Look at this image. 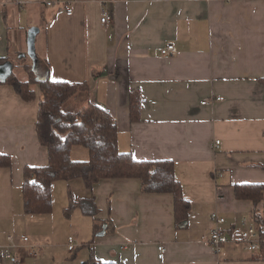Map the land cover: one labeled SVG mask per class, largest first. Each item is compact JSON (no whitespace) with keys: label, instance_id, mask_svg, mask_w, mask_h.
<instances>
[{"label":"crops","instance_id":"crops-1","mask_svg":"<svg viewBox=\"0 0 264 264\" xmlns=\"http://www.w3.org/2000/svg\"><path fill=\"white\" fill-rule=\"evenodd\" d=\"M46 1L0 0V59L26 81L22 23L39 28V78L86 82L89 92L68 110L94 102L116 119L121 152L173 162L190 212L178 223L174 195L143 193L138 179H109L92 193L82 180L55 182L52 212L28 214L24 170L49 163L36 131L41 91L33 85L37 98L27 102L0 82V155L12 159L0 168V264H264L263 247L228 244L216 255L209 243L213 214L225 219L224 230L253 225L264 235V201L256 207L235 195L238 185H264V0H72V16L66 0ZM168 45L177 53L162 55ZM133 92L142 101L136 123ZM72 159L87 161L89 153L74 149ZM92 195L96 217L80 208L66 216L71 199ZM72 235L75 251L66 243Z\"/></svg>","mask_w":264,"mask_h":264},{"label":"trees","instance_id":"trees-1","mask_svg":"<svg viewBox=\"0 0 264 264\" xmlns=\"http://www.w3.org/2000/svg\"><path fill=\"white\" fill-rule=\"evenodd\" d=\"M8 60L0 59V62ZM24 68L28 74L26 81L12 74L3 84L14 87L17 94L27 102L36 100L37 94L32 86L39 85L41 98L36 131L40 143L49 153L47 166L26 167L24 170L23 198L28 214L45 215L52 212V187L58 181L82 180L92 193L94 186L103 180L138 179L143 193L174 195L176 221L183 223L188 219L190 203L186 201L183 187L176 179L173 162L136 161L131 153L121 152L116 119L94 102L89 101L76 111L66 110L69 101L81 93L89 92L86 82H55L48 77L38 81L33 64L25 65ZM258 81L264 89V78ZM141 105L139 94L133 92L130 108L132 123L140 121ZM77 147L87 149V161L72 159V151ZM10 167L11 157L0 155V168ZM235 195L239 200L252 201L257 207L264 201V185H238L235 187ZM78 208L90 217H96L99 213L93 195L79 203L71 199L65 211L66 216L70 217ZM262 253L264 257V246ZM90 264L113 263L92 259Z\"/></svg>","mask_w":264,"mask_h":264},{"label":"built area","instance_id":"built-area-1","mask_svg":"<svg viewBox=\"0 0 264 264\" xmlns=\"http://www.w3.org/2000/svg\"><path fill=\"white\" fill-rule=\"evenodd\" d=\"M231 1V0H228ZM47 6H52L53 2L51 0L46 1ZM66 7V13L68 16H72L74 14V10L72 7V0H66L64 2ZM112 22V15L108 11H104L101 18V23L104 25H108ZM177 53V50L174 45H168L165 49L162 50V55H174ZM221 99L218 98L217 101ZM208 102L205 101L202 105H206ZM217 145H220V142L217 141ZM212 222L214 223V227L212 228V232L210 234L209 243L215 252L216 255H220L224 246L228 244H234L241 246L245 251L248 252H257L262 249L264 246V235H261L260 232L257 231L255 226H248L245 232H230L224 230L222 225L225 223V219L221 218L218 214H213L211 217ZM21 239L24 243L29 242V238L25 235L21 236ZM10 242H13V237H9ZM78 247L76 237L70 236L68 238V248L70 251H75ZM93 250V247L90 248ZM166 253V248L164 246L159 247V258L163 259ZM1 255V254H0ZM32 255H36V252H33ZM5 259L11 260L12 256L10 254H4L2 256Z\"/></svg>","mask_w":264,"mask_h":264},{"label":"water","instance_id":"water-1","mask_svg":"<svg viewBox=\"0 0 264 264\" xmlns=\"http://www.w3.org/2000/svg\"><path fill=\"white\" fill-rule=\"evenodd\" d=\"M40 32V29L37 27H33L28 32L27 37V56L33 62V71L37 75L38 81H43L45 79H41L38 76L37 67H38V55L36 50V40L37 36ZM13 74V64L9 61L6 63L0 64V82H6Z\"/></svg>","mask_w":264,"mask_h":264},{"label":"rangeland","instance_id":"rangeland-1","mask_svg":"<svg viewBox=\"0 0 264 264\" xmlns=\"http://www.w3.org/2000/svg\"><path fill=\"white\" fill-rule=\"evenodd\" d=\"M31 28H33V27H29L28 25H26L24 22L22 23V27H21V30H24V32H26L27 34H28V32H29V30L31 29ZM27 52V51H26ZM22 55V54H21ZM25 59H23V61H22V63H21V66H22V70L24 71V73H23V75L22 74H20V72H21V70L20 69H16V72L18 73V75L20 74V78L22 79V80H27V78H28V74H27V72H26V70H25V68H24V66L25 65H31V64H33V62H32V60L30 59V57H28L27 56V54H25L24 56H23ZM22 57V58H23ZM14 60V62L16 63V59H13ZM16 67H18V64L16 63ZM80 95H83V93H81ZM79 95V96H80ZM66 110H68V106H66V108H65ZM75 149H82V150H84V151H87L85 148H83V147H77V148H75ZM73 156L75 157V158H78V157H76L74 154H73ZM75 182H81L80 180H74ZM72 236H75V235H72ZM44 237V236H43ZM68 237L69 236H67L66 237V243H68L67 241H68Z\"/></svg>","mask_w":264,"mask_h":264}]
</instances>
